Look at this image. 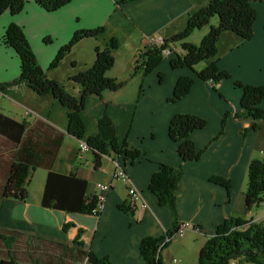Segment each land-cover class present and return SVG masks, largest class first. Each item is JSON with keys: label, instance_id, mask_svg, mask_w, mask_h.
<instances>
[{"label": "crops", "instance_id": "obj_1", "mask_svg": "<svg viewBox=\"0 0 264 264\" xmlns=\"http://www.w3.org/2000/svg\"><path fill=\"white\" fill-rule=\"evenodd\" d=\"M210 1L134 0L117 5L115 0H71L68 5L51 13L39 7L34 0H24L25 5L20 12L11 15L4 11L0 16V112L27 126L17 144L0 134V191L11 163L23 151L37 160L31 164L36 168L26 200L0 197V229L22 234L15 242V253H12L18 263L88 264L85 255L90 252L96 257L107 258L111 264H143L139 252L140 241L147 236L161 237L172 227L168 209L160 206L148 189L149 180L160 165L181 166L183 169L175 196L178 223H190L200 229L199 232L189 229L180 236L177 245L181 252L176 254L178 264H189L190 259L194 258L183 248L184 245L187 247L189 240L197 242L199 253L206 239L228 217L254 221L248 220L251 209L245 206L242 183L249 162L260 157L255 152L256 137L252 136L258 123L252 118L232 116L240 111L241 92L230 90V82L220 81L216 87L220 95L226 97L224 103H220L210 82L195 80L185 97L175 105L167 104L177 79L185 75L193 76L186 69L173 73L168 68L167 62L173 58L172 54L163 59L158 69L150 75L140 77L136 74L128 79L131 66L126 63L135 57L140 47L145 49L146 36L157 33L169 39L185 28L188 15L207 6ZM251 5L256 11L253 38L250 41L234 40L224 35L232 33H222L221 36L228 37L231 44L216 62L220 71L229 72L234 79L264 87V0L254 1ZM10 23L20 26L37 64L46 76L62 83L64 89L76 97L80 96L81 89L69 79L90 68L95 56L94 49L81 50L79 43L94 39V44L98 41L97 44L103 49L110 39L116 40L119 50L114 51V64L106 76L124 85L119 88V94L104 90L99 97H87L81 116L85 125L82 140L96 135L98 119L106 113L115 126L117 139L124 141L128 149L138 150L140 157L131 160L124 159L122 155H107L102 157L100 168L94 171L91 152L78 156V139L67 133V109L49 94L36 95L26 83L11 84L19 75L20 61L12 48L1 42ZM217 24V18L212 17L206 27L210 29ZM206 27L201 29L204 35L208 31H204ZM94 28H103L104 31L99 37L80 40L72 47L62 59L61 66L66 67L69 61H74V66L68 72L63 70L62 73L68 76L66 82L58 80L59 77L54 75L55 69L49 67L59 49L71 40L75 31ZM47 38L49 42H44ZM170 44L175 48L173 42ZM175 49L176 53L182 52ZM123 51L126 53V63L118 67ZM156 72L167 73V82L162 89L155 82ZM154 87L159 88L158 96L153 92ZM114 102H118L116 106L122 102L125 115L132 104L136 105L133 119L113 118L112 112L108 109L104 111V106ZM259 106L264 108L263 101ZM88 108L96 112L85 114ZM227 112L230 114L221 130L220 121ZM179 113L197 115L205 120V127L189 136L196 149L202 152L196 161L182 162L176 153L177 144L168 137L169 120ZM260 153L263 152L260 150ZM113 160L120 162L129 178L128 184L122 180L111 182ZM45 163L50 165L52 171L73 173L85 180L88 194L97 197L103 195L104 206L99 215L61 212L43 207L41 198L47 176ZM39 170L44 175L43 182L39 189L33 190V178ZM213 177L229 180L228 191L214 185L211 181ZM106 183H110L111 188L104 193L97 184ZM131 187L138 190L148 208L140 209L137 203L131 206L127 202ZM123 203L132 209V214L119 209ZM5 252L0 243V259ZM173 260L176 262L172 258L170 263H162L174 264Z\"/></svg>", "mask_w": 264, "mask_h": 264}, {"label": "trees", "instance_id": "obj_2", "mask_svg": "<svg viewBox=\"0 0 264 264\" xmlns=\"http://www.w3.org/2000/svg\"><path fill=\"white\" fill-rule=\"evenodd\" d=\"M71 0H35L36 4L46 12H55ZM134 0H115L117 5L131 3ZM263 0H211L207 6L200 8L197 12L188 15L186 26L180 32L172 35L169 42L184 40L197 29L209 25L212 17H217V26H211L203 36L200 44L182 43L180 54L174 53V57L169 59L168 65L172 70L186 68L193 72L194 76L202 82H210L213 89L216 84L229 78L231 75L227 71H220L216 60V43L219 36L224 32L234 34L241 40H251L253 38V24L256 11L251 3ZM24 0H0V16L4 11L15 15L24 8ZM102 28L89 30H77L71 40L62 46L50 64V69H54L64 55H67L72 47L80 40L98 37L102 33ZM264 32V31H263ZM20 26L10 23L1 38L4 46L12 48L19 57L20 69L18 77L11 84L26 83L27 87L38 96L51 95L57 102L67 109V133L78 140H82L85 132V125L81 119L84 111V102L90 95L99 97L104 90L111 92L121 88L124 83L117 82L106 76V72L112 69L114 64V51L116 40L110 39L108 45L103 49L95 50L94 62L90 68L78 72L70 81L78 84L81 89L80 96L76 97L67 92L63 85L49 80L43 69L37 64L34 52L28 44ZM49 42V38L44 39ZM141 61L136 65L134 75L139 73L145 76L156 66L162 58V48H157L151 44H145ZM209 62L206 67L195 72L193 66L200 62ZM142 76V77H143ZM194 78L191 76H181L177 79L172 95L168 102L176 103L180 101L194 85ZM237 88L241 89L240 111L232 114L234 118H252L264 120V111L259 108V104L264 100V87L262 85L253 86L235 81ZM221 121V130L224 128L226 117ZM108 114L104 113L98 119V131L95 136L88 137L86 144L89 152L93 155L94 162L92 169L97 171L100 168L101 159L109 156L110 153L122 155L124 159L135 160L140 157L136 149H128L126 143L120 142L116 137V130ZM25 123L2 115L0 112V134L13 143H18L26 130ZM205 127V120L197 115L181 113L173 116L168 124V137L170 141L177 144V155L182 162L196 161L202 152L196 149L189 136L197 130ZM221 133V132H220ZM53 153V151H52ZM28 161V162H26ZM33 155H28L23 151L21 155L11 163L8 175L5 178L0 191L1 198H13L17 201H25L28 187L33 177L36 165ZM47 171L42 192L41 204L46 209L60 210L61 212H76L78 214H91L98 216L100 212H95L98 206V197L87 193V183L73 173L62 174L52 171L48 163L44 164ZM183 177L181 166L169 167L160 165L157 172L149 180L148 189L157 199L160 206L169 211L172 220V227L164 232L161 237L152 238L147 236L140 241L139 252L143 264H163L161 261L162 251L168 247L177 237L176 231L179 227L176 207V191L179 181ZM247 178L245 191V206L250 210L259 203H264V159L254 158L249 162L247 168ZM216 186L223 187L228 191L230 181L221 177L211 178ZM128 202V199H127ZM119 209L123 213L132 214V209L126 203L120 204ZM22 234L14 231L0 229V243L6 250L0 259V264H21L18 263L12 253H15V242ZM88 264H111L105 257H96L90 252L85 255ZM264 264V219L258 221H244V219L228 217L217 228L214 234L208 237L201 246L197 264Z\"/></svg>", "mask_w": 264, "mask_h": 264}, {"label": "rangeland", "instance_id": "obj_3", "mask_svg": "<svg viewBox=\"0 0 264 264\" xmlns=\"http://www.w3.org/2000/svg\"><path fill=\"white\" fill-rule=\"evenodd\" d=\"M35 1V0H34ZM217 18V17H216ZM208 27V26H207ZM205 28L204 29V31L205 30H207V29H209V28ZM210 27V26H209ZM183 29V28H182ZM201 29H203V28H201ZM201 29H197V30H194L190 35H189V37H187L186 39H184V40H180V41H176L175 43H173L174 44V47L175 48H177V50H179L180 51V48H181V45H182V43H185V42H188V43H191V44H193V45H198V44H200V42H201V40H202V38H203V36H205L206 34H207V32L208 31H206V34L204 35L203 33H202V31L203 30H201ZM102 31H104V29L102 28ZM180 32V31H179ZM102 34V33H101ZM100 34V35H101ZM203 34V35H202ZM99 35V36H100ZM224 35H229V36H231V37H233L234 38V40H238V38L237 37H235L234 36V34H224ZM219 36V38H218V40H217V43H216V49H217V53H218V55H217V53H216V60H219V58L222 56V54L223 53H225V51H227V50H229L228 48V46L231 44L230 42H231V40L228 38V37H225V36ZM98 36V37H99ZM247 41V40H246ZM94 39H92V40H87V41H83V42H80L79 43V45H78V47H79V49H81V50H83L84 48H91L92 50L94 49V52H95V50H97V49H101V47H99V45L97 44L98 43V41L96 42V44H94ZM116 42V41H115ZM94 44V45H93ZM109 43L107 42L106 43V46L108 45ZM119 49H118V44L116 43V49H115V51H118ZM125 50V49H124ZM138 50V49H137ZM71 51V50H70ZM178 51V52H179ZM125 51H123L122 53H120V61H118V67H123V66H120V65H123L124 63H126V53H124ZM174 53L175 52H171V54H172V57H174ZM177 54H179V53H177ZM68 55V54H67ZM141 55H143V47H140L139 48V50H138V52L136 51V53H135V57H132V59L128 62V63H126L129 67L131 66V72H130V76L128 77V79H130V78H132L133 76H135L136 74L137 75H139L140 77H142L143 75V73L141 72V75L139 74V73H136L135 75L133 74L134 73V71H135V67H136V65H139V63H140V61H141V58H140V56ZM66 55H64L63 56V58L65 57ZM164 57L162 58V61H163V59H165V58H168L169 57V55H163ZM62 58V59H63ZM60 60L59 61V63L56 65V67L54 68L55 70H53L54 71V75L56 76V77H59V79L58 80H61V81H64V82H66L67 80H68V76H67V73L66 74H63L62 72H63V70H65V71H70V67L71 66H74V61H69L68 62V64L66 65V67L64 66V65H62L61 66V64H62V62L61 61H63V60ZM215 60V61H216ZM162 61H161V63H162ZM169 62V61H168ZM167 62V63H168ZM160 63V64H161ZM209 62H206V61H200V62H198V63H196L194 66H193V69H194V71L195 72H198V71H200V70H202V69H204L205 67H206V65L208 64ZM160 64L158 65V66H156L153 70H151L149 73H147L145 76H148V75H150L151 73H153L154 71H156V69H158V67L160 66ZM168 68L174 73V72H178V71H180V70H183V69H186L188 72H190V73H193V72H191V70H189V69H187V67L186 68H180V69H176V70H172L170 67H169V65H168ZM189 73V74H190ZM167 73L165 72V73H154V79H155V82H156V84L159 86V88H164L165 87V84H166V82H167V75H166ZM194 74V73H193ZM192 74V75H193ZM231 75V74H230ZM145 76H143V77H145ZM237 76H239V75H237ZM193 78H194V80H199V79H197L194 75L192 76ZM49 78V77H48ZM61 78V79H60ZM49 80H51V79H49ZM52 81H55V80H52ZM200 81H202V80H200ZM224 81H227L228 83H229V87H230V90H234V91H238V92H241V89L240 88H237L234 84L236 83L235 81H239V82H242V81H240V80H237V79H234L233 77H229V78H227V79H224ZM56 82H58V81H56ZM60 83V82H59ZM242 83H244V82H242ZM62 84V83H61ZM244 84H246V83H244ZM216 85H218V83L216 84ZM263 86V85H262ZM159 88H156V87H154V89H153V92H155L156 94H157V96H158V89ZM150 89V88H149ZM119 89H117V90H115V91H113V92H118V93H116V94H119L120 93V91H118ZM214 93H215V98H216V100L218 101V102H220V103H224L223 101H225V98L226 97H224V96H222V95H220V93L218 92V89L217 88H215V89H213L212 90ZM172 94H170V96H171ZM169 96V97H170ZM168 97V98H169ZM263 101V103H264V100H262ZM261 101V102H262ZM167 102V104H171V106L172 105H175L176 103H178V102H176V103H171V102H168V101H166ZM116 103H118V102H114V103H112V104H110V105H106V106H104L103 108H104V111L106 110V109H108L110 112H112L113 114H114V117L113 118H125V119H133V115H134V110L136 109V105H134V104H132L131 105V107L129 108V111H127V115H125V112H126V110H125V108L124 107H122L121 106V103L122 102H120V104H119V106H116L115 104ZM260 105V104H259ZM259 108H261V106H259ZM261 109H263V111H264V108L262 107ZM95 113L96 112V110H94L93 108L91 109H87L86 110V112H85V114H91V113ZM180 114V113H179ZM175 115H177V114H175ZM174 115V116H175ZM224 118V117H223ZM223 120V119H222ZM221 120V121H222ZM221 121H220V123H221ZM255 121H257L256 123H258V127H254V129H253V133H252V136L253 137H256L255 138V145H256V148H255V152L258 154V155H260V157H257V158H259V159H261V160H263L264 159V120H262V119H256ZM118 125H119V123H118ZM121 127V126H120ZM121 129V128H120ZM123 131V130H122ZM260 150L263 152L262 154L260 153ZM110 155H115V154H113V153H110ZM81 156H83V155H81ZM116 157H117V155H115ZM81 161H82V159H81ZM43 177H44V175L42 174V171H38L36 174H35V177L33 178V182H32V186H31V188L33 189V190H37V189H39L40 187H41V185H42V182H43ZM248 182V178H247V174H245V180H244V183H242V190L243 191H246V183ZM238 186H239V184H238ZM250 213L251 214H249V219L248 220H250V219H253L254 221H260V220H262V219H264V203H259L257 206H253L252 208H251V210H250ZM181 239V237L180 236H177L175 239H174V241L173 242H171L169 245H168V247L167 248H165L164 250H163V252H162V257H161V261L164 263V262H167V263H170L171 262V260H172V258H175L176 259V262H177V264L179 263V260H178V257L176 256V254L177 253H179V252H181L179 249V247H178V245H177V242L179 241ZM197 242H195V241H192V240H189V243L187 244V247L184 245L183 246V248L185 249V250H187L190 254L192 253L193 254V256H194V258H192V259H190V263L189 264H197V262H196V258L198 257V252H197V249H196V247H197ZM174 262H175V260H174ZM176 262L174 263V264H176ZM243 264V263H242Z\"/></svg>", "mask_w": 264, "mask_h": 264}, {"label": "built area", "instance_id": "obj_4", "mask_svg": "<svg viewBox=\"0 0 264 264\" xmlns=\"http://www.w3.org/2000/svg\"><path fill=\"white\" fill-rule=\"evenodd\" d=\"M145 44H151L153 46H156L157 48H162V54L163 55H170L171 52L176 53V49L173 48V46L170 44L171 42L167 41L165 38L159 36L157 33L151 34L149 36H146L145 39ZM78 156L84 155L87 152H89V147L86 144V141L84 140H78ZM113 172H112V179L111 182L113 183L114 180H122L124 183L128 184L129 178L124 172L122 166L120 165V162L118 160H113ZM97 187L105 192H108L111 188V184H97ZM128 202L129 204L132 205H137L139 206L140 209H146L148 208L147 203L143 200L141 194L138 192L137 189L131 187L128 189ZM104 206V197L103 195L98 196V206L97 209H95V212H100L101 209H103ZM189 229H194L195 231H200L198 226L192 225L190 223H181L176 231L177 236H183L185 231ZM174 262V260H173Z\"/></svg>", "mask_w": 264, "mask_h": 264}]
</instances>
